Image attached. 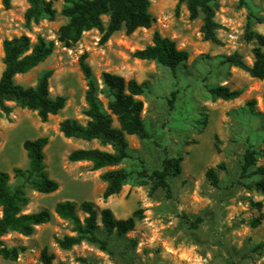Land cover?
<instances>
[{
  "label": "rangeland",
  "instance_id": "obj_1",
  "mask_svg": "<svg viewBox=\"0 0 264 264\" xmlns=\"http://www.w3.org/2000/svg\"><path fill=\"white\" fill-rule=\"evenodd\" d=\"M56 10L53 21L42 20L27 28L24 24L25 0H11V8L0 4V75L3 70L2 42L26 35L31 43L37 36L53 41V53L31 71L14 77L16 84L34 86L46 70H51L49 92L52 97L64 96L66 104L57 115L41 122L37 114L13 106L8 118L0 120V171L7 172L14 184L13 169L28 167L22 143L26 139L47 137L44 165L49 177L58 183L51 194H40L26 188L30 199L24 213L48 209L49 223L36 228L32 236L9 233L2 240L8 247L23 246L25 250L15 261L3 259L0 264H42L44 248L53 256L51 264H264V219L250 226L259 211L253 205L264 196L256 191L257 177L241 176L246 151L254 153V170L264 166V80L251 78L246 72L224 63V58L240 53L246 63H253L254 40L247 41L246 30L264 36V0H218L215 20L220 44L203 40L202 21L191 20L184 3L178 0H149L154 18L150 29H137L130 35L119 31L104 44L99 43L96 30L84 32L71 47L58 41L59 28L67 22L61 15L63 0H51ZM103 21L107 23L108 17ZM173 40L178 50L188 52V59L175 73L153 61L132 57L133 52L151 45L153 32ZM264 51V48H263ZM86 52L93 77L100 83L104 72L147 83L139 97L141 113L150 138L141 140L126 136L129 159L117 168L128 172L141 170V162L151 172L162 168L165 157L182 158L181 173L168 178L170 196L152 184L138 186L129 180L120 193L103 198L105 184L100 175L112 168L97 171L89 162H70L68 155L76 149L98 148L96 141L68 139L59 131L65 119L86 122L82 111L86 104V80L78 60ZM227 86L242 89V95L231 101L213 99L210 89ZM172 93L173 107L169 106ZM99 99L106 103L103 96ZM254 101L253 107L247 104ZM114 127L118 124L114 121ZM222 164L224 169H218ZM209 168L217 169L218 182L212 185L206 177ZM82 201L108 208L116 219H126L135 211L141 213L133 231L126 239L109 238L110 254L82 243L62 250L55 237L71 235V226L53 213L56 203ZM82 216L81 214H79ZM1 216V211H0ZM201 219L197 228L190 223ZM100 224V223H99ZM100 237H104L102 230ZM129 240H136L134 250L125 253ZM79 259L85 260L80 262Z\"/></svg>",
  "mask_w": 264,
  "mask_h": 264
},
{
  "label": "trees",
  "instance_id": "obj_2",
  "mask_svg": "<svg viewBox=\"0 0 264 264\" xmlns=\"http://www.w3.org/2000/svg\"><path fill=\"white\" fill-rule=\"evenodd\" d=\"M27 8L24 12V24L29 28L42 20L53 21L56 10L51 0H25ZM64 5L61 15L67 22L59 28L58 41L64 47H71L77 43L84 32L96 30L100 34L99 43H106L113 34L124 31L130 35L137 29H150L154 18L149 12V0H63ZM184 3L191 20L200 19L202 25L200 32L203 40L220 44L217 31L220 25L215 20L218 9V0H178V6ZM5 10L11 8V0H0ZM108 17L107 23L103 17ZM258 23L264 19L254 17ZM247 41L254 40L257 46L253 49V63L249 65L243 56L234 52L224 58V63L246 72L251 78L264 80V36L246 30ZM55 48L54 42L37 36L35 43L26 35L13 37L2 42L3 70L0 75V120L8 118L16 107L33 111L41 122H46L49 116L57 115L66 104L64 96L52 97L49 92V78L51 70H46L37 79L34 86L24 87L16 84L14 77L25 74L40 63L45 61ZM132 57L141 61H153L158 65L168 68L175 73L180 65L188 59V52L178 50L173 40L163 37L154 31L152 43L143 49L133 52ZM88 54L84 52L78 60L81 73L86 80L84 100L86 107L82 114L86 118L84 124L65 119L59 124V131L65 138L81 140L84 142L96 141L100 147H109L110 151L98 148L76 149L70 152V162H89L91 169L97 171L112 168L100 175L105 184L103 198L107 199L120 193L122 187L132 180L138 186L152 184V189L161 188L170 196L168 178L181 173L182 158L165 157L162 168L149 172L141 162V170L128 172L117 168L124 160L129 159L127 152L126 136H136L141 140L149 139L141 113L143 102L139 99L147 89V83H138L135 79H124L122 76L104 72L101 74L100 83L93 77L92 70L87 63ZM242 89L231 90L227 86H216L210 89L213 99L231 101L239 98ZM169 106L172 108L175 94H171ZM103 96L106 103L99 99ZM264 102V97H263ZM254 101L247 105L253 107ZM114 121L118 127H114ZM48 144L47 137L26 139L22 147L26 152L28 167L26 169L14 168V184L9 182L7 172L0 171V256L3 259L15 261L25 248L23 246L8 247L2 238L9 233H17L24 237L32 236L36 228L47 224L52 219V212L41 209L36 212L24 213L30 199L26 188L40 194H51L57 191L58 183L51 179L45 170L44 148ZM254 153L246 151L242 165L241 176H256L254 183L256 191L264 196V166L254 170ZM218 169H224L222 164ZM206 177L212 185L218 182L217 169L209 168ZM259 215L250 223L252 228L258 227L263 219L262 203L253 204ZM53 213L71 226V235L55 237L54 241L62 250H70L74 246L86 243L97 247L110 254L109 238L114 236L118 240L126 239L129 232L133 231L136 221L141 218V213L135 211L126 219H116L108 208L99 209L94 203L82 201L76 204L73 201H61L55 204ZM81 214L82 216H80ZM100 223V224H99ZM201 219L190 223L192 228H197ZM102 230L104 237L99 236ZM136 240H129L125 246V253L134 250ZM53 256L44 248L41 252L42 264H51ZM80 262H85L79 259ZM130 264V258L124 260ZM95 264V262H90Z\"/></svg>",
  "mask_w": 264,
  "mask_h": 264
}]
</instances>
